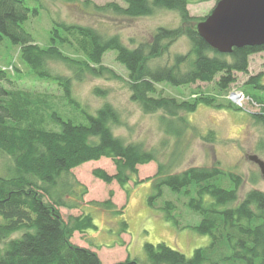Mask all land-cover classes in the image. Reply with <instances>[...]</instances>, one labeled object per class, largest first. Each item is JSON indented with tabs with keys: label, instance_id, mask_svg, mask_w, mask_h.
<instances>
[{
	"label": "trees",
	"instance_id": "16d2710c",
	"mask_svg": "<svg viewBox=\"0 0 264 264\" xmlns=\"http://www.w3.org/2000/svg\"><path fill=\"white\" fill-rule=\"evenodd\" d=\"M124 1L125 5H98L91 0L84 4L94 13L133 18L153 15L159 9L174 10L180 13L181 23L176 27L159 26L150 40L130 47L118 34L56 22L47 44L40 45L25 25L44 5L32 7L29 0H0V43L8 38L34 76L57 84L65 98L78 107L81 105L72 95L73 82L87 75L116 76L103 64L107 52L114 50L116 60L129 71L132 100L146 114L163 111L161 121L167 132L177 137V143L187 127L183 113L195 111L200 104L238 108L230 100L219 102L218 96L201 90L194 91L189 100L159 95L156 84L182 87L215 82L220 92H227L237 81V73L250 74V57L264 51V44L221 53L199 34L197 23L206 17L190 15L188 5L192 0ZM183 37L190 43L186 52L175 53L169 62L155 63ZM70 48L81 56H70ZM56 60L63 61L74 75L55 71L50 63ZM8 64L14 72L19 71L12 60ZM8 71L0 68V156L10 162L0 168V264H103L97 251L71 241L75 231L98 229L92 215L83 213L66 221L60 210L79 208L87 191L85 186L83 190L78 188L81 183L72 169L103 157L113 160L116 173L97 168L94 175L109 184L116 180L123 187L138 175L139 165L158 162L156 174L144 179L153 181L157 189L151 205L153 199L162 196L163 187L185 195L189 208L201 215L196 229L211 236L210 245L196 249L191 257L164 242L146 243V262L127 257L115 264H264L263 190L252 189L240 199L242 176L228 173L229 185L225 186L226 174L218 164L173 172L171 164L159 161L156 149L116 134V128L125 124L121 112L108 101L95 113L64 115L48 93L4 86L3 80L11 81ZM263 76L264 72L250 74L243 87L248 97L264 106ZM95 93L106 96L108 91L96 88ZM261 110L251 117L264 128V107ZM176 118L181 122L176 124ZM215 137L211 131L206 140L214 141ZM260 147L264 149V136ZM95 204L124 213V207L118 209L112 199ZM167 208L175 209L176 203L168 201ZM122 224L120 233L128 228L126 221ZM21 230L20 237L12 236Z\"/></svg>",
	"mask_w": 264,
	"mask_h": 264
},
{
	"label": "rangeland",
	"instance_id": "374dc122",
	"mask_svg": "<svg viewBox=\"0 0 264 264\" xmlns=\"http://www.w3.org/2000/svg\"><path fill=\"white\" fill-rule=\"evenodd\" d=\"M85 1L29 0L32 7L40 3L44 6L36 16L29 18L25 27L40 45L47 44L50 31L56 22H66L92 26L110 35L118 34L125 44L133 47L142 41L150 40L159 26L176 27L181 23L180 13L174 10L159 9L153 15L134 18L112 13L103 15L94 13L93 9L84 4ZM91 1L98 5L109 2L125 5L124 0ZM217 1L195 2L192 0V3L188 5L189 13L191 16L206 17ZM189 46L187 38H180L170 46L168 53L158 58L159 60L155 63L169 62L175 53H184ZM67 53L73 57L81 56V53L73 48H70ZM11 60L19 71L14 72V69L9 66L8 63ZM103 64L113 70L116 76L106 73L102 76L87 75L81 81L75 80L72 95L80 103L81 106L78 107L65 98L63 89L57 84L34 76L20 60L18 47L13 46L8 38L0 43V68L8 69L11 76V81L3 80L7 88L48 93L54 96L59 111L64 115H83L82 111L95 113L97 108L108 101L121 112L125 124L116 128V134L125 137L128 141L143 142L149 149H156L159 161L164 165L171 164L173 172H182L191 166L211 167L218 164L226 174L223 178L225 186L229 185L228 173L234 172L242 176L240 199H243L252 189L264 191V178L260 169L249 159L251 154H257L264 159V149L260 147L264 128L251 117V113L262 110L243 98L235 102L229 99V93L235 90L246 95L243 85L249 75L264 72V51L251 55L250 74L237 73V81L227 92H220L215 82H197L182 87L167 83L156 84L159 95L189 100L194 95V91L201 90L218 96L219 102L230 100L241 109L200 104L195 111L183 113L181 116L187 121V127L178 143L177 137L172 132H167L166 125L161 121L163 111L146 114L139 104L132 100V92L128 86L129 71L116 60L114 50L107 52ZM50 66L63 75H74L72 69L63 61H52ZM262 80L264 83V76ZM96 88L107 90V95L95 93ZM174 120L177 124L182 119ZM176 124H173V127ZM211 131H214L216 136L214 141L206 140ZM4 164H10V162L6 157L0 156V168ZM97 168H102L110 174L116 173L115 163L111 158L106 157L86 162L72 169V174L81 183L78 188L83 190L85 186L87 191L83 195L79 208L61 207L60 210L66 221L70 216H80L83 213L92 215L98 229L75 231L71 241L97 251L103 264H115L126 260L127 257L146 262L144 249L146 243L164 242L188 257H191L196 249L210 245L211 236L202 234L196 229L201 222V215L189 208L185 195L163 187L162 196L153 199L154 203L151 205V197L157 189L153 181L144 179L156 174L158 162L152 161L139 165L138 175H135L124 187L116 180L109 184L96 177L93 171ZM138 180L144 181L137 182ZM111 193L113 196L110 197ZM108 199H112L118 209L124 207V213H114L95 204L96 201ZM207 199L210 200V197ZM170 200L176 203V208L173 210L167 208V202ZM123 221L128 223V228L126 232L120 233ZM21 235L22 230L15 232L12 236L20 237Z\"/></svg>",
	"mask_w": 264,
	"mask_h": 264
},
{
	"label": "water",
	"instance_id": "95a60500",
	"mask_svg": "<svg viewBox=\"0 0 264 264\" xmlns=\"http://www.w3.org/2000/svg\"><path fill=\"white\" fill-rule=\"evenodd\" d=\"M204 40L221 53L264 44V0H218L205 19L197 23ZM264 178V159L249 155Z\"/></svg>",
	"mask_w": 264,
	"mask_h": 264
},
{
	"label": "built area",
	"instance_id": "2783aa9c",
	"mask_svg": "<svg viewBox=\"0 0 264 264\" xmlns=\"http://www.w3.org/2000/svg\"><path fill=\"white\" fill-rule=\"evenodd\" d=\"M245 99L249 102H251L253 105L257 106L260 108V110L264 107L262 104L255 102L254 100H252L251 98L247 97L243 92L239 91V90H235L229 93V99L233 102H235V100H240V99ZM241 105V104H239Z\"/></svg>",
	"mask_w": 264,
	"mask_h": 264
}]
</instances>
